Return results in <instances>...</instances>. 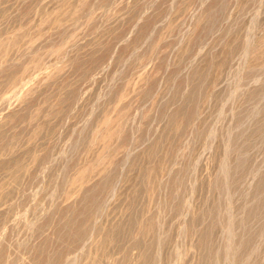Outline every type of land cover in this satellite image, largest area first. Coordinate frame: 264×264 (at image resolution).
I'll use <instances>...</instances> for the list:
<instances>
[{
	"label": "rangeland",
	"instance_id": "obj_1",
	"mask_svg": "<svg viewBox=\"0 0 264 264\" xmlns=\"http://www.w3.org/2000/svg\"><path fill=\"white\" fill-rule=\"evenodd\" d=\"M0 264H264V0H0Z\"/></svg>",
	"mask_w": 264,
	"mask_h": 264
},
{
	"label": "bare ground",
	"instance_id": "obj_2",
	"mask_svg": "<svg viewBox=\"0 0 264 264\" xmlns=\"http://www.w3.org/2000/svg\"><path fill=\"white\" fill-rule=\"evenodd\" d=\"M21 34V33H20ZM16 41V40H15ZM179 121V120H178ZM157 169V168H156ZM156 171V170H155ZM154 178V177H153ZM150 188V187H149ZM7 194V193H6ZM5 195V194H4Z\"/></svg>",
	"mask_w": 264,
	"mask_h": 264
}]
</instances>
